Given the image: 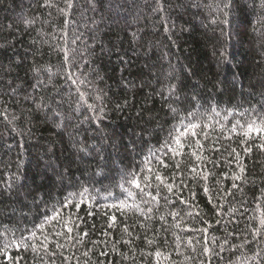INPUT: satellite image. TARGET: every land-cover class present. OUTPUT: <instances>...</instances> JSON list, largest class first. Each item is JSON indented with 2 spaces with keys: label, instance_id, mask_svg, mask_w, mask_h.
Segmentation results:
<instances>
[{
  "label": "trees",
  "instance_id": "1",
  "mask_svg": "<svg viewBox=\"0 0 264 264\" xmlns=\"http://www.w3.org/2000/svg\"><path fill=\"white\" fill-rule=\"evenodd\" d=\"M72 3L68 9L66 0H0V249L7 242V252L14 258L0 254V264H42V249L17 250L11 241L19 242L35 230L40 239L26 242L39 244L45 211L51 214L59 201L84 188L94 205L127 200L117 186L123 183L121 173L146 167L142 162L153 152L157 154L153 172L158 168L177 183L183 173L187 187L176 195L188 204L175 198L166 203L162 197L167 191L161 186L160 203L153 207L151 219L137 210L125 209L123 214L107 210L117 217L113 228L107 227L106 209L94 207V214L88 215L84 207L78 231L89 235L82 243L73 241L59 250L50 244L57 255H43V260L156 264L149 253L159 248L170 256L161 264H199L208 259L202 251L205 234L186 229L206 227L214 253L211 264H261L264 150L253 147L242 156L244 172L235 181L238 188H232L231 176L239 168L228 155L232 147L241 151L238 136L221 138L219 152L211 151V143L204 141L201 161L190 155L189 147L181 155L165 156L168 167L157 161L169 131L181 126L179 118L188 111L203 114V121L216 129L215 139L221 136V125L223 136H229L235 120L244 122L253 116L251 110L259 113L264 108V0ZM225 3L230 7L224 8ZM67 73L73 74L76 84L66 79ZM170 106L177 109L178 117ZM245 109L249 110L245 116L238 115ZM197 163L210 171L207 182L191 178L189 169ZM157 183L153 180L154 195ZM133 191L147 212L150 205L141 202L138 190ZM171 211L179 213L175 220ZM178 222L180 228L175 227ZM53 224H45L46 233L62 230L53 229ZM103 231L109 235H101ZM51 239L66 243L63 237ZM188 240L193 241L195 253ZM101 251L108 255L101 256ZM61 252L71 259L64 261Z\"/></svg>",
  "mask_w": 264,
  "mask_h": 264
},
{
  "label": "snow or ice",
  "instance_id": "2",
  "mask_svg": "<svg viewBox=\"0 0 264 264\" xmlns=\"http://www.w3.org/2000/svg\"><path fill=\"white\" fill-rule=\"evenodd\" d=\"M67 8L71 9L73 7L72 0H66ZM224 8L230 7L228 3H225L223 5ZM61 11H65V9H61ZM222 57L225 56V53L222 51L220 53ZM65 57L68 60L69 63H71V58L68 56V53L65 52ZM66 79L70 80L72 84H76L77 80L73 77L72 73L66 74ZM40 86V83L38 82L37 87ZM170 92H175V86H172L170 88ZM80 99H83V95L81 94ZM89 109H92V105H88ZM170 111L174 114V116L178 117L179 113L176 108L170 106ZM212 111H215L214 109ZM248 109H245L243 112L238 113L240 116H245L248 113ZM253 112V116H248L247 119L244 122H241V120L237 119L235 122L231 125V127L228 129L229 133L231 135L229 136H223L224 132V125H221L219 128V131L221 133V136L215 137L213 139V136L216 132L215 128H212V126L208 123H205L203 121V114L202 113H196L192 111H188L186 117H180V127H173L169 133L165 141L163 142V155L159 157L158 164L163 167H168L167 163L165 162L164 157L168 156L169 154L172 155V157L178 156L182 154V150L185 147H189L191 149L190 155L195 158L196 161L202 160V152L205 149L204 141H208L211 143V151L213 152H219L220 148L217 146L220 139H232V136H238L240 139L237 141V146L241 149V151H237V147H232L230 151H228V155L232 157V159L236 162L237 167L239 168V172H233L231 179L233 180L232 188H238L239 185L235 183L236 180L240 179V174L244 172V167L240 163L242 156L250 153L252 151L253 147H258L261 150H264V108L261 109L259 113H257L254 109L251 110ZM218 115V113H217ZM187 121L186 123L184 121ZM199 121V122H197ZM199 129V131H198ZM203 138V140L201 139ZM83 150V149H82ZM157 154L155 152L152 153L151 157L146 158V160L142 163L146 165V167H138L134 171H128V172H122L121 173V180L123 183L118 184L117 186L121 189L122 192L126 193L128 199L127 200H120L117 202H112L110 204H100V205H94L93 204V197L89 194V189L84 188L80 193L73 194L65 197L63 201H59V207L57 208L55 205L51 209V214L48 213L46 210L44 213V222L39 225V232L43 235V239L40 240L39 244L32 243L29 245L26 241L29 239H40V237L37 236V231H32L30 233V236L28 237H22L19 242L16 240L11 241L12 244L16 245L17 250L22 246L25 250H27L29 247L32 248L34 252L38 251V249L43 250V255H48L51 257H55L57 255L56 251H52L49 248V245L52 243H55V248L57 250L63 249L66 247L67 244L75 241L76 243H82V240L84 237H87L89 235V232L84 231H78L80 229V224L83 223V218L79 216V212L82 208L87 207L89 209L88 215H93L94 212L92 209L94 207L104 208L106 211L104 212V215L107 218V221L109 222L107 224L108 228H113V226L116 223L117 217L115 214H109L107 210H115L116 212H121V214L124 213L125 209L131 210L132 208H135L137 211H139L142 215L145 216V219H151L152 216L150 215L153 212V207L159 205L160 198L162 196L161 193V186L163 189H166L167 195H164L162 198L165 200L166 203H173V198L178 199L181 204H188L189 202L180 198L176 195L177 190L183 191L186 185V181L183 178V173H180L181 179L177 183V180L173 178L171 181H169L166 177L162 176L159 169L155 172H153L152 167V161L156 159ZM204 159H209V162L213 163V166H216L214 161H211L210 158L205 157ZM231 163V161H230ZM177 168L179 169V165H177ZM189 172L191 174L192 179H203L205 182L208 181L209 175L211 174L210 171H206L201 169V164L197 163L195 166L190 167ZM99 174V173H97ZM153 180L155 182H158L156 184V193L155 195L151 191L153 187ZM133 189H136L139 191L141 202L150 205L147 208V212L143 208L140 207L139 204L135 203L137 192L133 191ZM205 193L209 191V188L207 186V183L204 185ZM227 195H231L230 191H226ZM193 193V197H194ZM78 197V199H77ZM150 198V199H149ZM129 200L133 201V203H129ZM152 202H155V205H152ZM212 202L211 199L209 201ZM222 207V206H220ZM73 208L75 211L73 212ZM217 216H220L221 213L217 211ZM169 215L172 216L173 220L176 219V217L179 215L176 211H171ZM187 215L191 216L192 213L188 212ZM199 215V213H197ZM160 219L163 221L165 218L163 215L160 216ZM51 222H54L52 225L53 229L56 227L61 228V231H55L53 230L50 234L46 233L45 231V224H50ZM220 220H217V223H220ZM204 224H207V221H203ZM260 224L262 227H264V213L261 214L260 217ZM141 227H144L142 224ZM176 228H180V223L175 224ZM186 230H194L203 232L205 234V239L203 241L204 247H203V255L207 257V260H200L199 264H211V259L213 256V249L208 246V240H207V231L208 229L206 227H201L197 229H186ZM124 231L127 232V227L124 228ZM258 229L253 232V235H256L258 233ZM3 233H0L2 235ZM103 236L109 235L107 231H103L101 233ZM51 237H63L65 242L64 244L59 243L58 240L54 241L51 239ZM148 244H152V240L147 241ZM92 243H104L106 245V241H92ZM125 243H129V241H125ZM188 245L191 246V250L193 253L196 252V247L193 244L192 240H188ZM199 243V241H197ZM215 243V241H213ZM227 244V241L224 242ZM8 243L5 242L3 245V249H0V254L5 255L9 259H14L11 257L10 253L7 252ZM176 247L177 249L180 247V237H176ZM220 250L222 251L224 248V244H221ZM115 250V248L113 249ZM89 251H84L83 255L85 257L89 256ZM63 256V252L60 253ZM177 254H179L177 252ZM43 255L41 256L42 264H55V260L53 259L51 262L44 261ZM101 256H107L108 253L101 251ZM121 255H124L121 253ZM149 255L154 256L156 264H161V260H168L170 256L168 254H165L163 251H161L159 248H157L154 252L149 253ZM218 255V253H216ZM257 256L260 254L257 253ZM64 261H69L71 258L69 256H63ZM128 257L125 255V259ZM190 257H186V259H189ZM261 264H264V259H262Z\"/></svg>",
  "mask_w": 264,
  "mask_h": 264
},
{
  "label": "rangeland",
  "instance_id": "3",
  "mask_svg": "<svg viewBox=\"0 0 264 264\" xmlns=\"http://www.w3.org/2000/svg\"><path fill=\"white\" fill-rule=\"evenodd\" d=\"M96 33H97V32L93 33L92 37H96Z\"/></svg>",
  "mask_w": 264,
  "mask_h": 264
}]
</instances>
